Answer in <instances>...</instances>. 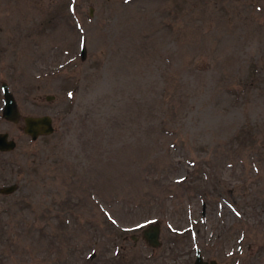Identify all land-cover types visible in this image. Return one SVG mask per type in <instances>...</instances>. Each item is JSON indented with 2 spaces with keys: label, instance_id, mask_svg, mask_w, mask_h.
I'll list each match as a JSON object with an SVG mask.
<instances>
[{
  "label": "rangeland",
  "instance_id": "374dc122",
  "mask_svg": "<svg viewBox=\"0 0 264 264\" xmlns=\"http://www.w3.org/2000/svg\"><path fill=\"white\" fill-rule=\"evenodd\" d=\"M2 82V264H264V0H0Z\"/></svg>",
  "mask_w": 264,
  "mask_h": 264
},
{
  "label": "water",
  "instance_id": "95a60500",
  "mask_svg": "<svg viewBox=\"0 0 264 264\" xmlns=\"http://www.w3.org/2000/svg\"><path fill=\"white\" fill-rule=\"evenodd\" d=\"M85 46L81 47L80 58L85 57ZM1 93L3 97V104L1 108V116L3 119L16 123L20 119V112L17 102L9 90L8 84L2 82L0 84ZM47 100L51 99V96L46 97ZM24 127L23 131L32 139L35 140L37 137L42 135H49L54 131L52 125V118L49 115L41 116H25L23 117ZM16 143L13 139L8 137L7 132H0V151L7 152L14 149ZM16 189V184L12 183L9 185L2 186L0 193L10 194ZM205 203L202 202V214H204ZM142 237L151 247H158L160 245V228L157 224L151 223L142 230ZM194 264H206L203 262L201 256L198 257Z\"/></svg>",
  "mask_w": 264,
  "mask_h": 264
},
{
  "label": "flooded vegetation",
  "instance_id": "af4514ba",
  "mask_svg": "<svg viewBox=\"0 0 264 264\" xmlns=\"http://www.w3.org/2000/svg\"><path fill=\"white\" fill-rule=\"evenodd\" d=\"M239 253H240V250L238 251V254ZM198 254L201 256L203 262H205L206 264H220L219 260H217L216 258H213V257L205 258L203 254L201 253L200 249L197 247L194 249V255H193L194 258H193L192 264H194V262L196 261Z\"/></svg>",
  "mask_w": 264,
  "mask_h": 264
},
{
  "label": "trees",
  "instance_id": "16d2710c",
  "mask_svg": "<svg viewBox=\"0 0 264 264\" xmlns=\"http://www.w3.org/2000/svg\"><path fill=\"white\" fill-rule=\"evenodd\" d=\"M243 132H244V129L242 128V129H240V131L238 132V134H237V136L235 135V140L236 139H239L240 138V135L242 136L243 135ZM91 260V258L89 257L86 261L88 262V261H90ZM121 261V258H120V256H118V255H114V256H112L111 258H110V260H107L106 261V263L107 264H111V262H113V264H119V262ZM3 263V258L0 256V264H2ZM105 263V264H106Z\"/></svg>",
  "mask_w": 264,
  "mask_h": 264
}]
</instances>
